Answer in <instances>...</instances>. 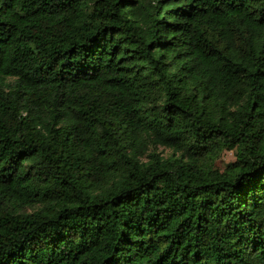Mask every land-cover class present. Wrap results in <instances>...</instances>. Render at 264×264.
I'll use <instances>...</instances> for the list:
<instances>
[{"label": "trees", "instance_id": "1", "mask_svg": "<svg viewBox=\"0 0 264 264\" xmlns=\"http://www.w3.org/2000/svg\"><path fill=\"white\" fill-rule=\"evenodd\" d=\"M0 264H264V0H0Z\"/></svg>", "mask_w": 264, "mask_h": 264}, {"label": "rangeland", "instance_id": "2", "mask_svg": "<svg viewBox=\"0 0 264 264\" xmlns=\"http://www.w3.org/2000/svg\"><path fill=\"white\" fill-rule=\"evenodd\" d=\"M228 159H230V156H228Z\"/></svg>", "mask_w": 264, "mask_h": 264}]
</instances>
